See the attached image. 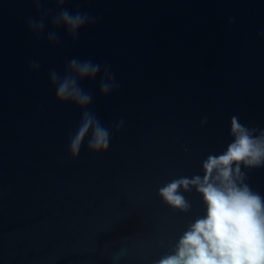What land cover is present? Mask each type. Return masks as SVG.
<instances>
[{
    "label": "water",
    "instance_id": "obj_1",
    "mask_svg": "<svg viewBox=\"0 0 264 264\" xmlns=\"http://www.w3.org/2000/svg\"><path fill=\"white\" fill-rule=\"evenodd\" d=\"M63 7L97 20L73 40L51 24L55 0H41L39 11L32 0H0V264H114L122 247L128 254L118 264H153L205 212L195 190L184 193L192 208L182 213L157 189L202 175L201 161L231 141L232 116L264 128V0ZM45 12L37 36L28 20ZM50 31L59 43L49 44ZM72 58L110 66L120 85L104 96L102 73L81 81L112 135L106 151H90L85 140L76 157L69 139L81 111L58 102L49 80ZM247 174L264 196V167Z\"/></svg>",
    "mask_w": 264,
    "mask_h": 264
},
{
    "label": "clouds",
    "instance_id": "obj_2",
    "mask_svg": "<svg viewBox=\"0 0 264 264\" xmlns=\"http://www.w3.org/2000/svg\"><path fill=\"white\" fill-rule=\"evenodd\" d=\"M32 2L39 11L41 0ZM55 2L60 10L51 18V24L54 29L64 28L73 40L82 28L97 20L87 13L70 12L63 7L67 0ZM46 17L45 12L39 20L29 19V30L37 36L44 34ZM47 40L49 44L59 43L57 32H48ZM30 67L38 70L39 63L34 61ZM98 74L102 95L119 89L110 66L92 60L72 58L63 74L56 70L49 73L56 100L74 104L81 111L80 122L69 139L73 157L79 155L85 140L94 152L106 151L110 146L112 132L91 110L92 93L81 87V81L93 80ZM122 123L115 127L118 129ZM206 123L204 118L201 126ZM229 136L232 139L222 152L210 153L201 161L202 175L180 176L157 189L165 204L182 213L192 208L184 193L195 190L202 197L205 212L188 223L171 250L153 264H264V196L247 183V170L264 167V128L249 127L238 116H232ZM160 244L163 246L164 241ZM127 254L123 247L115 252L114 264Z\"/></svg>",
    "mask_w": 264,
    "mask_h": 264
}]
</instances>
